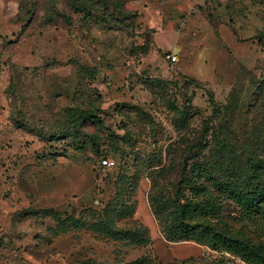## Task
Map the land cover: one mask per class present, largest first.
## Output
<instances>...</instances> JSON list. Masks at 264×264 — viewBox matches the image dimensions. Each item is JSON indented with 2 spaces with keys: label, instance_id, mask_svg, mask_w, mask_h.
I'll return each mask as SVG.
<instances>
[{
  "label": "rangeland",
  "instance_id": "obj_1",
  "mask_svg": "<svg viewBox=\"0 0 264 264\" xmlns=\"http://www.w3.org/2000/svg\"><path fill=\"white\" fill-rule=\"evenodd\" d=\"M203 131L219 176L264 187V0H0V264H250L168 240L147 177L146 243L92 225L127 155L166 163Z\"/></svg>",
  "mask_w": 264,
  "mask_h": 264
},
{
  "label": "trees",
  "instance_id": "obj_2",
  "mask_svg": "<svg viewBox=\"0 0 264 264\" xmlns=\"http://www.w3.org/2000/svg\"><path fill=\"white\" fill-rule=\"evenodd\" d=\"M205 135L203 131L187 148L169 145L166 163L159 148L143 156L127 155L120 164L113 196L98 213L99 221L92 224L96 231L137 244L148 241V228L135 218L137 192L147 177L149 202L168 240L195 241L218 251L225 248L250 264H264V242L242 237L239 229V214L264 219V187L235 171L219 176L209 159L200 158L207 147ZM93 142L97 145L95 138ZM231 203L238 208L236 212L230 211Z\"/></svg>",
  "mask_w": 264,
  "mask_h": 264
},
{
  "label": "built area",
  "instance_id": "obj_3",
  "mask_svg": "<svg viewBox=\"0 0 264 264\" xmlns=\"http://www.w3.org/2000/svg\"><path fill=\"white\" fill-rule=\"evenodd\" d=\"M168 58H169V60L172 62V63H175L176 61H177V55H176V53L175 52H170L169 54H168ZM102 165L104 166V167H106V168H113L116 164H115V161L114 160H111V159H109V158H104V159H102Z\"/></svg>",
  "mask_w": 264,
  "mask_h": 264
}]
</instances>
